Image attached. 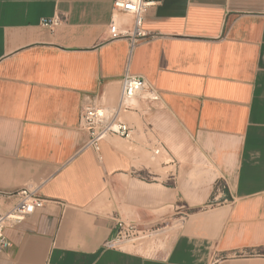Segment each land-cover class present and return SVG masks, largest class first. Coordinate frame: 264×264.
I'll return each mask as SVG.
<instances>
[{
    "label": "crops",
    "instance_id": "1",
    "mask_svg": "<svg viewBox=\"0 0 264 264\" xmlns=\"http://www.w3.org/2000/svg\"><path fill=\"white\" fill-rule=\"evenodd\" d=\"M112 2L0 0V210L21 189L44 200L6 226L0 264H264V0H162L131 50L110 38ZM115 19L130 29V14ZM126 68L160 100H137L121 115L131 137L95 150L78 127L82 100L115 105ZM164 118L158 131L199 152L183 175L151 166ZM174 214L180 226L149 249L103 246L119 221L159 232Z\"/></svg>",
    "mask_w": 264,
    "mask_h": 264
},
{
    "label": "built area",
    "instance_id": "2",
    "mask_svg": "<svg viewBox=\"0 0 264 264\" xmlns=\"http://www.w3.org/2000/svg\"><path fill=\"white\" fill-rule=\"evenodd\" d=\"M162 0H113L112 17L109 24L111 39L126 38L130 50L148 36L142 27L147 9L160 3ZM119 13L132 16V24L128 30H120L116 23ZM61 21V17L43 19L44 25L53 26ZM119 94L115 105L107 106L102 94H88L81 103L78 127L88 134L86 145L95 150L99 148V141L108 136L130 138L133 128L121 118L122 113L136 110V101L141 99L147 104L160 100L157 90L141 75L133 74L126 68L119 82ZM156 148L153 153L158 154ZM9 196H17V201L6 211L0 210V253L6 252L11 242L5 235L8 225L22 221L32 214L37 208L42 207L44 200L34 191L21 189ZM146 233L136 228L134 224L119 221L115 235L103 244L106 248L125 249L126 244L134 243V239L147 237Z\"/></svg>",
    "mask_w": 264,
    "mask_h": 264
},
{
    "label": "rangeland",
    "instance_id": "3",
    "mask_svg": "<svg viewBox=\"0 0 264 264\" xmlns=\"http://www.w3.org/2000/svg\"><path fill=\"white\" fill-rule=\"evenodd\" d=\"M167 121H168L167 118H164V120L159 119V121L158 119H155L153 121L152 125L155 128V135L154 136L152 135V138H153L152 155H151L152 161H150V163H151V166L153 167V170L162 172L163 174L170 173V172L176 173V167L178 168V165H181L178 170H179V174L183 175L182 165L186 163V158H187L186 155H189V157H192V155L194 154L193 159H196L197 153L199 152H195L191 150L192 148L191 143H193L194 140L187 139L186 137L181 138L180 136H176L175 134L169 133L170 132L169 129H167L166 132L157 130L158 127L160 129L162 126L167 124ZM182 143L185 148L184 151H181L179 149ZM156 148L160 149V152L158 154L153 153V151ZM199 164H202L201 161L200 162L194 161V165L198 166ZM185 169L186 170L191 169V166L189 165V167ZM189 177L191 179L190 173H188V178ZM170 182L171 181H167V183H170ZM213 203L214 202L211 200V201H208L205 205H212ZM205 205L203 206V208L211 207V206H205ZM199 209H202V208H199ZM183 211H184L183 216L187 217V214L191 210H189L188 208H184ZM178 216L174 214L172 217H170L168 221L170 225L169 227L163 228L159 232H151L149 236L142 237L141 240H137L135 244L137 245V247H134L133 243L130 242L126 244L125 249L130 250V251H135V250L137 251L138 248L140 249V247H142L143 249H147V248L149 249V245H151L154 242V240L159 239V238L168 237L169 235L175 232V230L180 226V222H181L180 219H176V217ZM139 244H141L140 247H138Z\"/></svg>",
    "mask_w": 264,
    "mask_h": 264
},
{
    "label": "bare ground",
    "instance_id": "4",
    "mask_svg": "<svg viewBox=\"0 0 264 264\" xmlns=\"http://www.w3.org/2000/svg\"><path fill=\"white\" fill-rule=\"evenodd\" d=\"M119 19V18H118ZM120 22V21H119ZM145 161V160H144ZM166 161V160H165ZM148 164V163H147ZM168 229V228H167ZM130 247V246H129ZM128 249H130V248H128ZM132 249V248H131Z\"/></svg>",
    "mask_w": 264,
    "mask_h": 264
}]
</instances>
